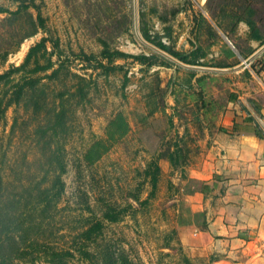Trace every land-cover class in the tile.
<instances>
[{
    "label": "rangeland",
    "instance_id": "obj_1",
    "mask_svg": "<svg viewBox=\"0 0 264 264\" xmlns=\"http://www.w3.org/2000/svg\"><path fill=\"white\" fill-rule=\"evenodd\" d=\"M34 2L45 29L23 40L7 55L0 63V73L19 65L27 49L46 37L57 42L61 58L70 63L73 73L85 74L91 80L86 100L73 107L75 114L61 139L63 191L55 210L46 214L40 225L47 243L65 248L71 235L100 218L104 205L130 204V215L116 223H105L95 251L105 247L117 263L119 259H128L132 264H222L219 262L223 254L216 246L203 256H192L180 242L177 244V233L171 238L165 236L171 229L175 230L180 212L185 217V192L196 188L186 180L187 167L198 154L204 138L217 132L224 117L232 114L234 117V112L248 113L255 122H264L252 111L257 109L255 104L264 106L261 88L264 43L258 46L250 40L248 28L242 22L252 21L264 40V0ZM0 7L12 11L15 4L0 0ZM140 10L150 32L159 35L169 32V40L164 42L170 51L186 53L190 49L188 39L195 40L206 51L204 62L208 67L183 65L142 41L137 33ZM197 14L212 27L216 38L204 28L196 29L192 16ZM209 15L225 33L215 27ZM2 18L0 15V53L18 37L17 32L8 37L11 30ZM99 39L106 41L112 50L142 55L150 61L160 56L166 62L160 64L156 60L152 66H143L125 59L115 63L121 70L106 77L97 72H84L85 63L76 54L97 56ZM228 48L232 53L229 58L225 56ZM237 50L243 53L254 50L251 67L250 63L244 68L240 66L244 60ZM235 61L239 64L230 69L210 67ZM229 103L234 105V110ZM13 116L12 109H8L0 132V211L19 220L16 216L30 207L32 192L43 179L50 178L53 166L31 137L30 121L25 125L17 122L11 129ZM175 145L182 150L183 161L172 168L164 158L157 159L160 173L154 194L147 199L149 188L142 174L146 163ZM134 196L139 203L132 202ZM71 264L84 263L74 260Z\"/></svg>",
    "mask_w": 264,
    "mask_h": 264
},
{
    "label": "trees",
    "instance_id": "obj_2",
    "mask_svg": "<svg viewBox=\"0 0 264 264\" xmlns=\"http://www.w3.org/2000/svg\"><path fill=\"white\" fill-rule=\"evenodd\" d=\"M15 4L12 11L0 7L1 19L11 30L8 37L17 32V38L12 44L0 53V63H3L10 53L14 52L23 40L33 37L38 31L45 29L44 20L40 15L39 8L34 0H11ZM215 27L225 33L220 26L214 22ZM240 20V19H239ZM193 24L196 29H205L212 37L217 35L208 22L201 14L192 16ZM238 22V21H237ZM248 28L249 39L261 46L264 40L258 35L257 28L250 20H242ZM137 33L140 39L157 50L176 58L180 63L192 67H208L204 62L207 54L195 40L188 39L190 49L186 53L170 51L165 45L164 40H169V32L164 31L162 35L150 32L145 22V15L140 10L137 12ZM225 35V34H224ZM226 37V36H225ZM230 42L229 38L226 37ZM100 51L97 56L86 55L78 52L76 57L85 63L82 71L97 72L103 77L121 70L116 61L132 59L139 65L152 66L156 60L163 64L166 62L162 57L155 56L152 61L148 57L139 55H129L118 50H112L106 41L99 39ZM231 43V42H230ZM231 46H235L231 43ZM236 49V48H235ZM242 60L248 59L254 50L243 53L237 50ZM62 52L58 49L56 41L51 38L41 37L33 43L26 51L21 63L17 66H10L7 70L0 73V132L5 126V113L12 109L11 129L17 122L26 124L30 121V135L39 146L43 156L47 157L48 163L53 166L50 178L43 179L36 189L32 192V202L30 207L24 210V214H19V220L8 217L0 211V264H71L72 261H81L84 264H132L128 259L113 258L107 254L105 247L96 249L97 241L101 238L105 223L119 222L123 216L130 215L132 206L113 207L109 204L104 205L99 219L90 222L87 226L71 235L67 247L55 248L41 234L40 225L49 212L55 210L63 191V181L61 176L64 172V163L61 156V139L67 134L70 119L74 116L73 107L82 104L87 97V89L91 85L90 76L76 74L71 71L70 63L61 58ZM225 56H232L230 49L225 50ZM234 63H218L210 66L218 69H230L238 65ZM252 62L249 67L252 66ZM243 73L247 75L246 69ZM87 76V77H86ZM200 95L198 94V97ZM231 100H235L231 98ZM252 111L260 120L261 114L255 109ZM249 115V114H248ZM20 120V121H18ZM245 122H253L257 130V137L262 138L264 134L254 119L249 116ZM1 149V144H0ZM182 150L174 146L169 150L166 148L163 154L149 159L142 171L143 177L148 185L147 199L153 196L156 188L157 178L160 173L157 159L164 158L168 164L175 168L182 160ZM183 161V160H182ZM1 172V168H0ZM195 186L198 182L189 180ZM193 188V187H192ZM188 190L187 192H194ZM2 191V175L0 173V198ZM132 202L139 203L137 197H132ZM146 202V199L143 203ZM180 204V208H181ZM193 222L201 220V214H191ZM198 221V220H197ZM182 222L180 219L178 221ZM176 236V231L171 229L165 237ZM214 240L216 236H212ZM179 245V241L177 240ZM96 245V246H95ZM188 263L187 259H183Z\"/></svg>",
    "mask_w": 264,
    "mask_h": 264
},
{
    "label": "crops",
    "instance_id": "obj_3",
    "mask_svg": "<svg viewBox=\"0 0 264 264\" xmlns=\"http://www.w3.org/2000/svg\"><path fill=\"white\" fill-rule=\"evenodd\" d=\"M261 88L264 92V84ZM254 107L264 121V106ZM234 114L204 138L187 167L186 180L198 185L194 192H185V210L201 214L204 224L180 212L182 222L175 230L192 256H203L216 246L223 254L219 263L264 264V240L258 231L264 216V137H257L253 122H245L248 113ZM256 123L264 134V122Z\"/></svg>",
    "mask_w": 264,
    "mask_h": 264
},
{
    "label": "water",
    "instance_id": "obj_4",
    "mask_svg": "<svg viewBox=\"0 0 264 264\" xmlns=\"http://www.w3.org/2000/svg\"><path fill=\"white\" fill-rule=\"evenodd\" d=\"M225 42H226V44L229 45V42H228L227 40H225ZM263 47H264V46H263ZM263 47H262V49H263ZM253 56H254V55H251L250 58L244 60L240 66H241L242 68L248 66L249 63H250V59H251ZM257 121H259V120H257ZM258 231H259L260 235L263 236V240H264V216H263V217L261 218V220H260Z\"/></svg>",
    "mask_w": 264,
    "mask_h": 264
}]
</instances>
